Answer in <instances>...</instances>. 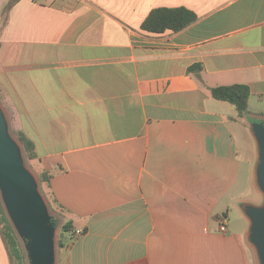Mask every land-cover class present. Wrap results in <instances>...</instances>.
Instances as JSON below:
<instances>
[{
    "label": "crops",
    "instance_id": "0c3cea01",
    "mask_svg": "<svg viewBox=\"0 0 264 264\" xmlns=\"http://www.w3.org/2000/svg\"><path fill=\"white\" fill-rule=\"evenodd\" d=\"M157 8L197 21L149 33ZM234 84L264 102V0H0L1 101L52 174L63 224L82 231L60 264H257L243 205L264 202L251 133L264 112L212 97ZM238 120L259 200L237 192Z\"/></svg>",
    "mask_w": 264,
    "mask_h": 264
},
{
    "label": "water",
    "instance_id": "95a60500",
    "mask_svg": "<svg viewBox=\"0 0 264 264\" xmlns=\"http://www.w3.org/2000/svg\"><path fill=\"white\" fill-rule=\"evenodd\" d=\"M251 133L257 149L256 184L264 196V122H252ZM0 199L23 244L28 264H56L60 222L51 215L38 180L25 164L23 148L10 132L1 102ZM243 212L250 221L249 242L256 251L259 264H264V202L261 205L244 204Z\"/></svg>",
    "mask_w": 264,
    "mask_h": 264
},
{
    "label": "trees",
    "instance_id": "16d2710c",
    "mask_svg": "<svg viewBox=\"0 0 264 264\" xmlns=\"http://www.w3.org/2000/svg\"><path fill=\"white\" fill-rule=\"evenodd\" d=\"M197 21V16L194 12L186 8H157L154 9L142 25V29L153 34H161L168 30L172 32H180L192 25ZM196 67L189 68V72L195 70ZM211 95L214 99L225 101L232 104L240 117L248 116L249 113V99L252 91L250 86L245 84H234L228 86H217L210 89ZM0 99L3 100V93L0 89ZM16 138L21 143L26 156L30 161L40 160L37 153L35 144L30 140L22 131L16 130ZM39 181L41 184L46 185L50 191V180L52 174L47 170L39 171ZM51 193V192H50ZM52 196V194H51ZM50 205L54 208H59L65 214V210L61 205L57 203L52 197ZM74 231L72 222H66L61 228V232L58 238L59 248H64L72 236L71 233ZM0 233L3 241L6 245L8 253L12 258L15 259L17 264H25V251L22 247L13 226L11 225L3 204L0 199ZM69 236V237H68Z\"/></svg>",
    "mask_w": 264,
    "mask_h": 264
},
{
    "label": "rangeland",
    "instance_id": "374dc122",
    "mask_svg": "<svg viewBox=\"0 0 264 264\" xmlns=\"http://www.w3.org/2000/svg\"><path fill=\"white\" fill-rule=\"evenodd\" d=\"M1 105L3 106L8 120H9V126H10V132L12 134V136L14 138H16L15 132H16V128H15V122L13 120V116L11 114V109H9L6 104L4 103V101H1ZM264 112V102L259 100V97H253L251 104L249 105V113L248 116H250L251 114H260ZM244 120H238L237 122L233 123V131L235 133L237 142H238V148L241 154V159H242V170H241V177H240V183L238 185V190L237 192L239 194H244V195H250L252 196L253 199L259 200L260 198V194L254 190V189H250V177H251V173H250V158L252 156V149L253 147V142H251L249 140L248 134L244 129L243 126ZM17 139V138H16ZM18 140V139H17ZM19 142V141H18ZM21 144V143H20ZM22 146V145H21ZM23 148V147H22ZM23 158L25 161L26 166L28 167V169L34 174V176L36 177V179L39 182V189L41 191V193L43 194L44 198L46 199L48 206H49V211L51 213V215L59 220L60 225H59V229L57 231V247H56V251H57V262L56 264H60V248L58 246V238L61 232V228L63 225V212L61 209L59 208H54L50 205V201L52 202V196L50 191L48 190V188L46 187V185H43L40 183L39 181V171H38V162L36 161H30L28 159V157L25 154V151L23 149ZM262 199V198H261ZM242 216H240V214L236 213V212H232L230 215V218L228 219L229 222L231 223V225L235 228H239L242 224ZM244 219V218H243ZM23 247V244H22ZM24 249V248H23ZM256 252V251H255ZM251 253V252H250ZM252 258V254H249ZM256 255V254H255ZM9 264H17V262L15 261L14 258H12V256L9 255ZM257 257H256V262L257 264H259V262L257 261ZM25 264H28V259L25 253Z\"/></svg>",
    "mask_w": 264,
    "mask_h": 264
},
{
    "label": "built area",
    "instance_id": "2783aa9c",
    "mask_svg": "<svg viewBox=\"0 0 264 264\" xmlns=\"http://www.w3.org/2000/svg\"><path fill=\"white\" fill-rule=\"evenodd\" d=\"M220 231H221L222 233H225V232L228 231L226 221H223V222L221 223ZM81 234H82V231H80V230H76V231H73V232L71 233V235L74 236V237H76V236H80Z\"/></svg>",
    "mask_w": 264,
    "mask_h": 264
}]
</instances>
